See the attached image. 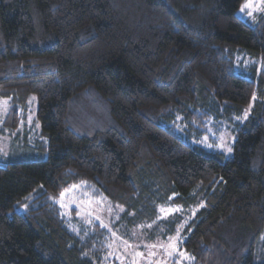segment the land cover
<instances>
[{
	"label": "trees",
	"instance_id": "trees-1",
	"mask_svg": "<svg viewBox=\"0 0 264 264\" xmlns=\"http://www.w3.org/2000/svg\"><path fill=\"white\" fill-rule=\"evenodd\" d=\"M245 1L0 0V134L22 152L0 164V264H106L110 233L60 214L72 187L130 229L194 210L156 226L188 217V264L264 263V13L242 19ZM244 56L260 70L237 73ZM32 96L40 131L21 136ZM213 119L230 157L189 140Z\"/></svg>",
	"mask_w": 264,
	"mask_h": 264
},
{
	"label": "rangeland",
	"instance_id": "rangeland-1",
	"mask_svg": "<svg viewBox=\"0 0 264 264\" xmlns=\"http://www.w3.org/2000/svg\"><path fill=\"white\" fill-rule=\"evenodd\" d=\"M264 13V0H246L238 16L244 20H253L258 14ZM251 22V21H249ZM245 61L243 66L236 69L237 73L249 72L248 66L254 65L260 70V63L248 56L242 57ZM7 100L0 101V125L4 120L7 110ZM24 126L19 130L21 136L27 132L28 135L37 137L40 126L35 119L37 100L32 96L28 101ZM253 102L245 109L239 121H244L249 115ZM237 119H234V122ZM201 132L192 131L189 133V140L193 144L200 145L209 151H217L226 157L232 154L234 141L233 124L223 119H213L207 123L205 128L200 127ZM17 133L10 136L0 134V164L6 163L13 157L20 156L22 152L14 149V137ZM60 214L66 226L79 231L91 227L92 223H97L106 229L111 236V244L108 247L106 264H188L191 257L182 249L181 243L184 239L182 234V221L177 224V229L172 235L165 238L158 234L157 223L188 212L194 214V210H184L183 208L166 205L158 208L157 218L147 224L139 225L136 228H127L121 215L124 210L108 202L104 198L93 199L86 194L80 187H75L63 193L57 201ZM185 216V215H184ZM182 234V235H181ZM264 264V263H262Z\"/></svg>",
	"mask_w": 264,
	"mask_h": 264
}]
</instances>
